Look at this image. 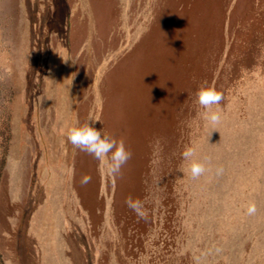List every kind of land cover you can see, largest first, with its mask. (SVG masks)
<instances>
[{"label":"rangeland","instance_id":"374dc122","mask_svg":"<svg viewBox=\"0 0 264 264\" xmlns=\"http://www.w3.org/2000/svg\"><path fill=\"white\" fill-rule=\"evenodd\" d=\"M89 121L115 177L68 142ZM197 260L264 264V0H0V264Z\"/></svg>","mask_w":264,"mask_h":264},{"label":"clouds","instance_id":"9594fccd","mask_svg":"<svg viewBox=\"0 0 264 264\" xmlns=\"http://www.w3.org/2000/svg\"><path fill=\"white\" fill-rule=\"evenodd\" d=\"M196 95L198 104L204 109L206 120L213 126L219 124L222 118L219 105L224 99L223 93L212 86H203ZM94 124L89 121L80 127L73 128L68 135V142L81 152L92 156L95 160L105 163L107 173L115 177L120 174L122 168L131 159L132 153L126 148L122 140L118 142L116 138L105 134L103 130H98ZM195 156L196 152L192 147L186 148L182 153L183 159L189 164L188 170L191 178L198 179L205 173L206 168L203 163L195 159ZM222 172L223 168H217V175L222 174ZM90 181L91 177L85 176L82 178L81 183L86 185ZM139 204V201L129 202V206L134 211L138 210L137 205ZM256 213V204L250 203L247 206L246 214L254 216ZM197 264H199V260H197Z\"/></svg>","mask_w":264,"mask_h":264},{"label":"bare ground","instance_id":"6f19581e","mask_svg":"<svg viewBox=\"0 0 264 264\" xmlns=\"http://www.w3.org/2000/svg\"><path fill=\"white\" fill-rule=\"evenodd\" d=\"M23 158H24V157H23ZM23 158H22V159H23ZM21 174H22V173H21ZM47 186H48V185H47ZM47 186H46V187H47ZM21 187H22V186H21ZM50 187H51V186H50ZM46 189H48V188H46ZM16 190H17V189H16ZM17 192H18V191H17ZM15 197H16V195H15ZM50 262H51V261H50ZM52 263H53V262H52Z\"/></svg>","mask_w":264,"mask_h":264}]
</instances>
